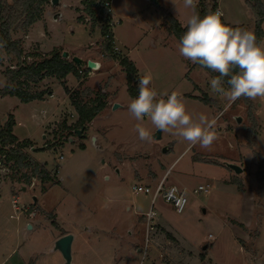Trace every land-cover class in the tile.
Returning a JSON list of instances; mask_svg holds the SVG:
<instances>
[{
    "label": "rangeland",
    "instance_id": "1",
    "mask_svg": "<svg viewBox=\"0 0 264 264\" xmlns=\"http://www.w3.org/2000/svg\"><path fill=\"white\" fill-rule=\"evenodd\" d=\"M6 1L12 4L13 0ZM258 1L264 8V0ZM254 3V0H215L214 6L223 12L222 20L229 26L254 32L257 17L250 7ZM160 6L183 25L192 11L184 8L183 0H176V7L172 0H160ZM83 9L80 0H60L56 8L50 4L45 7L41 22L11 34L12 41L20 42L21 60L31 64L65 52L69 54L68 61L82 53H95L103 63L113 62L104 51L100 30L88 19L77 21L78 17H86ZM110 10L117 45L125 46L120 48L122 52L129 53L130 59L139 64L132 84L137 87L140 76L151 74V87L161 95L173 91L182 95L194 120L201 114L215 119L218 138L210 149L190 148L182 138L162 130L159 140L141 141L135 131L137 123L149 129L152 136L157 130L147 117L138 122L128 111L133 98L127 92L126 76L118 60L114 62L119 68L110 64L113 66L109 73L99 71L100 75L94 72L93 77L79 79L71 76L65 80V87L54 78L31 84V93H46L40 101L21 104L16 98H0V120L5 123L13 115L16 124H22V128L15 124L13 134L32 141L38 151L30 149L28 153L45 166L51 180L44 184L33 181V185L26 187L29 189L19 194L18 207L26 208L28 214L34 206L38 213L29 220L22 211L16 220L10 218L16 215L8 187L11 174L0 165V185L5 183L0 192V264H64L51 246L57 229L48 217L74 237L72 264H124L126 258L127 264H203L202 260L207 264H264V99L241 98L231 102L211 92L212 77L198 67L189 80L185 79L187 71L181 55L172 46L178 44L176 39L172 36L164 41V47L158 46L161 34L147 33L146 26L156 27L163 16L147 0H113ZM261 30L258 43L264 42V23ZM15 64L16 59L0 48V91L5 85L4 72ZM190 65L191 62L187 65L189 72L193 69ZM63 92L76 94L81 102L102 94L105 103L113 98L114 105H118L116 110L112 105L107 107L93 126H88L104 136L103 142L99 139L103 143L99 147H94L88 129L85 138L72 135L54 144L61 123L73 125L77 120L69 104L60 105L55 111ZM50 93L54 94L53 100L49 99ZM203 98L208 99L206 103L201 101ZM45 145L47 149H42ZM227 165L239 167L241 174H234ZM135 171L140 179L135 177ZM149 173L155 179L147 176ZM165 173L164 186H180L183 182L192 192L208 184L210 190L207 194L188 193V204L180 215L162 202L159 195L154 204L157 213L154 231L146 236L140 215L147 212L152 193ZM11 184L13 189L22 187L21 183ZM138 186L149 188L151 194L134 195L132 189ZM41 217L45 220H40ZM230 220L247 226L249 240L245 250L234 241L244 233L232 226ZM35 224L39 228L30 229ZM130 232L135 233L137 246H134L141 247V251L148 240L145 257L143 252L137 255L133 252L134 246L127 241ZM208 235L214 241L208 242V250L204 252Z\"/></svg>",
    "mask_w": 264,
    "mask_h": 264
},
{
    "label": "trees",
    "instance_id": "2",
    "mask_svg": "<svg viewBox=\"0 0 264 264\" xmlns=\"http://www.w3.org/2000/svg\"><path fill=\"white\" fill-rule=\"evenodd\" d=\"M51 0H13L12 4H8L6 0H0V48L3 49L6 55L13 56L16 59L14 68H8L4 72L5 85L0 91L1 97L16 98L21 104H28L33 101H40L46 93H31L30 85L43 81L44 79L54 78L63 87L67 76L71 75L79 79V67L71 61L62 59V54H54L48 59L39 60L31 64H27L22 58V49L19 41H12L10 35L19 30H27L36 23L41 22L44 9L50 4ZM109 0H80L84 6L83 14L86 16L78 17V22H84L88 19L94 27L100 30V37L103 42L104 51L109 57L115 61L118 60L119 67L123 70L126 76L127 92L131 98L138 96V88L132 83L137 76V72L133 64L124 56L112 53L113 49V34L109 23L110 15L106 12L104 4ZM149 5L163 13V24L165 25L169 35L173 36L178 42L186 31L171 15L163 12L159 0H147ZM250 5L257 19L254 28V33L257 37V42L262 36L261 24L264 23V8L260 6L258 0ZM214 0H199L197 12L201 16L208 11H216ZM79 12V9H78ZM81 12V11H80ZM86 21V20H85ZM192 67H198L205 71L210 77L214 78L218 75L210 69L204 68L198 64H193ZM87 77L86 72L83 76ZM227 88V84H225ZM49 93V91H47ZM51 95V93H50ZM70 105L77 116V120L73 125H67L66 121L61 123V131L54 135V144L57 145L63 138H69L75 135V131L83 129L80 138H85L84 133L91 122L104 110L106 107L105 96L98 94L88 102L77 100V96L67 92ZM207 98L201 101L207 102ZM15 122L10 115L4 124L0 123V165L10 172L9 180L11 183H21L22 187H28L32 181H40V183L51 182L49 173L45 170V166L35 162L29 155L28 151L33 148V144L29 140L19 141L13 134ZM48 145L42 149H47ZM41 149V150H42ZM81 149H84L81 146ZM34 151H38L35 149ZM19 176L16 178L15 176ZM1 178V175H0ZM7 178V177H6ZM44 191V189H42ZM34 207V206H33ZM51 225L58 229L57 224L51 217H48ZM168 236V235H167Z\"/></svg>",
    "mask_w": 264,
    "mask_h": 264
},
{
    "label": "clouds",
    "instance_id": "3",
    "mask_svg": "<svg viewBox=\"0 0 264 264\" xmlns=\"http://www.w3.org/2000/svg\"><path fill=\"white\" fill-rule=\"evenodd\" d=\"M172 3L176 7V0ZM198 3L199 0H183L184 8L192 11L183 25L186 31L179 40V54L218 73L210 80L211 92L231 102L264 99V42L258 43L252 31L226 24L219 9L201 16L196 11ZM151 83L149 73L138 78V96L128 104L130 114L138 122L147 117L156 130L182 138L190 148L210 149L218 138L216 120L203 114L194 120L182 95L176 91L161 95ZM135 131L141 141H152L151 131L141 123L136 124Z\"/></svg>",
    "mask_w": 264,
    "mask_h": 264
},
{
    "label": "crops",
    "instance_id": "4",
    "mask_svg": "<svg viewBox=\"0 0 264 264\" xmlns=\"http://www.w3.org/2000/svg\"><path fill=\"white\" fill-rule=\"evenodd\" d=\"M160 1V0H159ZM215 1V0H214ZM60 2V1H59ZM163 11H165V10H163ZM165 13H167V14H169V15H171L170 13H168V12H165ZM182 27H184L183 26V24L180 22V20H179V18H177V17H174L173 15H171ZM57 17H59V16H57ZM110 21L114 24V21H113V18L110 16ZM147 27V33H153V32H158V33H160L161 34V36H162V38H161V40L159 41V44H157L158 46H165L166 44H164V41H167L168 39H170V37H172L171 35H169V34H167L168 32H167V29H166V27H165V25L163 24V16L161 17V22L159 23V25H157L156 27H148V26H146ZM114 28V27H113ZM112 34H113V45H115L114 46V48L117 50V54H120L121 56H124L125 58H127L132 64H133V66H134V68H135V70L137 71V75H138V67H139V64H138V62H137V60H131L130 59V56H129V53H127L126 55L122 52V50L120 49V48H122V47H125V46H121V47H119L118 45H117V42L115 41V39H114V33H113V29H112ZM155 34V33H154ZM147 36V35H146ZM146 36H144V38L146 37ZM166 36V37H165ZM143 38V39H144ZM143 39L139 42V44L143 41ZM151 40H152V38H151ZM177 41V40H176ZM152 42V41H151ZM178 42V41H177ZM139 44H137V45H139ZM153 44V47H157V45L156 44H154V43H152ZM178 44H179V42H178ZM178 44L177 43H172V46H173V49H175V50H177L178 51ZM152 46V45H151ZM126 48V47H125ZM135 49H138V47L137 48H135ZM174 52V51H173ZM179 52V51H178ZM75 57H78V58H80V59H82V60H85V61H92V62H94V63H96L97 65H98V70H96L95 71V73L96 72H99V71H104V73H109V71L111 70V68H112V66L114 65V67H118V65H117V63L116 62H106V63H103L102 61H100L98 58H97V55L95 54V53H88V54H83L82 53V55H76ZM181 59H182V63H184V69H185V71H187V75H186V77H185V79H187V80H189L190 78H189V75L191 74H193V73H195L196 71V68L195 67H192L193 69H192V71H190L189 72V70L187 69V65L191 62V61H189V60H187V59H185L184 57H182L181 56ZM110 64H113V65H110ZM109 65H110V67H109ZM193 65V63L191 62V65H190V67ZM107 68H110V69H107ZM119 68V67H118ZM107 69V70H106ZM101 72H99V73H97V75H100V73ZM95 73H92L90 76H88V78H90V77H93L94 75H95ZM69 77H71V75H69V76H67L66 77V81L69 79ZM196 87H198L197 85H195ZM196 89H198L199 91H201L200 90V88L198 87V88H196ZM52 95V98H50L49 97V99L50 100H53V98H54V94H51ZM0 98H2V97H0ZM3 98H5V97H3ZM10 98V97H9ZM106 99V98H105ZM20 103V102H19ZM114 101H113V98H111V100L109 101V102H106V107L104 108V110L91 122V125L93 126V124H94V121L98 118V117H100V115H102V113H104V111L107 109V107H109L110 105H114ZM66 104H69V106H70V102H69V98H68V95L67 94H65L64 92H63V96H62V99H61V103L59 104V105H57L56 107H55V111L59 108V106L60 105H62V106H65ZM72 108V107H71ZM74 112V111H73ZM75 113V112H74ZM69 115H71V117H74L73 115H72V113H70ZM12 117H13V120H14V122H15V124H16V120H15V118H14V116L12 115ZM0 123L1 124H4V122L3 121H1L0 120ZM17 125V127H19V128H22V124L21 123H17L16 124ZM15 125V126H16ZM67 125H69V124H67ZM88 129V133H90L91 134V136H93V137H95V142H94V147H99L101 144H103V143H100V141H99V139L101 140V142H103V140H104V136H102V135H100L95 129H89V128H87ZM90 134H88V136H87V138L89 139V137H90ZM17 138V137H16ZM19 141H22V140H29L31 143H32V141L29 139V138H25V139H19V138H17ZM99 143V144H98ZM98 145V146H97ZM134 174H135V177L136 178H138V179H140V174L137 172V171H135L134 172ZM166 174V173H165ZM164 174V175H165ZM163 175V176H164ZM147 176H149V177H151V178H153V179H155V176L152 174V173H149V175H147ZM146 176V177H147ZM163 176H162V178H163ZM161 178V179H162ZM160 179V180H161ZM160 180H159V182H160ZM11 184V183H10ZM9 183H8V187H9V190H10V192H11V205H12V202L13 201H16V207H17V209H18V211L17 212H15V210L12 208V210L16 213V215H13V217L16 219V220H18L19 219V214L20 213H22V211L26 214L27 213V210H26V208H24V210H22L21 208H19L18 207V199H20L21 197L19 196V194L20 193H24L27 189H29V188H26V187H21V188H19V189H16V188H14L13 189V185L14 184H11L10 185ZM184 183L183 182H181V185L179 186V187H187V186H185V185H183ZM3 185H5V183L3 182V183H1V185H0V192H1V190H2V187H3ZM16 189V190H15ZM23 189H25V190H23ZM36 200V199H35ZM37 202V201H36ZM28 207V206H27ZM33 207V206H32ZM31 207V212L30 213H28V214H26V216L29 218V220H33V219H35L36 217H37V209L35 208V207H33L32 208ZM39 211V210H38ZM43 212V213H46V212H44L43 210H40V212ZM203 213H206L205 211H203ZM144 214V213H143ZM143 214H141L140 215V219H143V221H144V218H143ZM11 216V215H10ZM53 216L55 217V220H56V215H54L53 214ZM40 217V216H39ZM11 218V217H10ZM40 220H45V219H43L42 217L40 218ZM142 221V222H143ZM231 221V224H232V226H237L243 233H244V236H239V237H235L234 238V241H236L237 242V244L241 247V248H243V250H245L244 249V247L246 246V243L248 242L247 240H249L248 239V233H247V226L245 225V223H243V222H239V221H235V220H230ZM56 223V222H55ZM57 224V223H56ZM157 225H158V223H156ZM57 226H58V229L56 230V232L54 233L55 234V236H53V238H52V244H51V246H53L54 245V242L57 240V239H59V238H61L62 236H64V235H67V234H69L68 232H66L64 229H62L58 224H57ZM34 227H36V228H39L38 227V225H32L31 226V228L30 229H33ZM168 232L166 231V234H167ZM52 234V233H51ZM133 234H135L134 232H130L129 233V239L127 240V241H129L128 243H130L131 245H135V246H137V241H136V238L133 236ZM53 235V234H52ZM168 235V236H167ZM166 236L168 237V238H170L171 236L169 235V233L167 234ZM209 236V235H208ZM207 236V237H208ZM212 238H213V236H212ZM209 238H206L205 240H204V242L206 243V245H204V247H206V250L205 251H207L208 250V242H211L210 240H208ZM73 240H74V237H73ZM73 244V243H72ZM133 247V248H135L134 250H133V252H135V254L137 255V254H139L140 252H141V247ZM256 247H258V240L256 241ZM204 251V252H205ZM203 252V253H204ZM134 262H135V260H133ZM203 261V264H207V263H205V261L204 260H202ZM118 263H121V262H118ZM124 264H127V263H129L128 262V259L126 258L125 260H124V262H123Z\"/></svg>",
    "mask_w": 264,
    "mask_h": 264
},
{
    "label": "built area",
    "instance_id": "5",
    "mask_svg": "<svg viewBox=\"0 0 264 264\" xmlns=\"http://www.w3.org/2000/svg\"><path fill=\"white\" fill-rule=\"evenodd\" d=\"M112 1L113 0H109L107 3L104 4V8H105L106 12H108L109 15H111L110 9H111ZM198 5H199V3H198ZM198 5H197V7H198ZM109 25H110V28L112 31L114 24L112 22H110ZM113 50H114V53L117 54V50L114 48V45H113ZM95 71H92V70L88 71L86 68H79L78 75L80 77H83L85 72H86V75L89 76L90 74L94 73ZM49 97L52 98V95H50ZM166 174L163 176V178L157 184L154 192L152 193L149 208H148L147 212L143 214L146 236H148V233L154 231L155 221H156V217H157V213L154 210V204H155V201L159 195L161 196L162 202L169 205L176 214L180 215L184 212V210L188 204V201H187V196H188L187 194L188 193L193 194V195L207 194L210 190V185H208V184L200 185V186L196 187V189H194L192 192H189L186 187H179V186H176L173 184L168 185V186H164ZM33 181H35V180H33ZM32 185H33V183H32ZM132 192L134 195L151 194V191L149 188L141 187V186L134 187L132 189ZM12 208L15 210V212L18 211V209L16 207V201L12 202ZM11 218H13V216H11ZM208 238L211 242L214 241V238H212L211 235H209ZM147 244H148V240L146 239L145 244L143 246V249L141 251V252H143V254H142L143 257L146 256V251L148 248Z\"/></svg>",
    "mask_w": 264,
    "mask_h": 264
},
{
    "label": "water",
    "instance_id": "6",
    "mask_svg": "<svg viewBox=\"0 0 264 264\" xmlns=\"http://www.w3.org/2000/svg\"><path fill=\"white\" fill-rule=\"evenodd\" d=\"M59 1L60 0H51L50 1V5L52 8H56L58 5H59ZM59 16V15H57ZM55 16L54 17V20H56L58 17ZM62 59L64 60H68L69 59V54L68 53H62ZM71 62H73L75 64L76 67H79V68H86L88 71L92 70V71H95L98 69V65L92 61H85V60H82L78 57H72L71 58ZM118 108V105H113L112 109L113 110H116ZM236 122L237 123H240V119L237 118L236 119ZM82 132H83V129H80V130H77L75 131V135L76 137L80 138L81 135H82ZM161 137V134H160V130H157L154 135H153V138L155 140H159ZM92 139V143L94 145V142H95V138H91ZM34 151V149H32V152ZM227 168L229 170H231L234 174L238 175V174H241L242 170L235 166V165H227ZM25 190V189H23ZM34 203L36 202L35 198L33 199ZM28 228H30L28 226ZM72 242H73V236L67 234V235H64L62 236L61 238L57 239L55 242H54V245H53V251L54 252H58L61 257H62V260L64 261V264H72L71 263V246H72ZM203 250L205 251L206 250V247H203Z\"/></svg>",
    "mask_w": 264,
    "mask_h": 264
}]
</instances>
